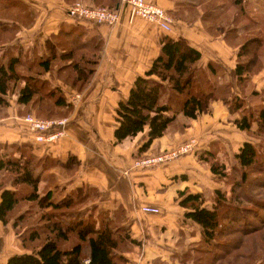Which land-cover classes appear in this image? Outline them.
I'll use <instances>...</instances> for the list:
<instances>
[{"label": "crops", "instance_id": "crops-1", "mask_svg": "<svg viewBox=\"0 0 264 264\" xmlns=\"http://www.w3.org/2000/svg\"><path fill=\"white\" fill-rule=\"evenodd\" d=\"M73 0H0V18L17 23L16 36L0 41L1 52L13 49L24 60L33 61L51 54L49 41L57 50H66L61 40H69L71 32L81 30L84 39L94 42L95 34L103 39L95 70L82 89L73 85L69 69H59L72 59L55 55L51 69H29L21 64L22 72L48 82L57 88L68 101L55 104V113L48 116L65 120L59 126L65 133L55 141H38L25 116L38 114L32 104L17 101L19 90L9 94V104L0 107V157L5 153L21 156L22 152L45 159L40 173L39 192L51 190L56 198L80 190L81 194L94 196L87 206L105 209L118 214L115 225L129 234L117 249L125 257L123 264H182L187 252L195 253L205 240L201 223L187 216L192 202L182 200L191 193L201 194V206L213 208L217 189H224L226 181L220 172L212 169L211 160L230 166L235 154L245 141L255 139L235 122L241 110L231 112L228 104L217 98L211 109L196 117L177 111L176 118L161 136L144 145L150 137V127L133 136L117 140V109L121 100L129 97L138 75L144 74L161 50V38L184 36L202 52L198 64L207 68L208 63L217 67L219 84H230L227 95L237 92L245 98L249 108L255 102L264 104V55L244 88L238 85L236 65L238 51L248 35L263 30L261 25L249 31L242 19L234 32L225 34L218 30L212 18L205 13L210 5L199 0H152L169 10L174 18L171 30L165 31L157 23L141 17H130L123 6V16L116 25L97 23L73 17L68 7ZM100 5L115 6L122 0H88ZM254 7L260 21L264 18V0H242ZM15 8V14L4 9ZM207 8V9H206ZM260 14H259V13ZM8 13V14H7ZM256 18V19H258ZM229 23H226L228 26ZM64 30V31H63ZM63 32V33H62ZM75 32V34H76ZM75 36V35H74ZM69 42V41H68ZM70 43V42H69ZM8 61V57H5ZM36 63V62H35ZM67 76V77H66ZM70 77V78H69ZM253 91L259 95H252ZM182 95L166 92L162 100L177 110ZM167 113H171L168 111ZM45 116L46 115H39ZM55 126V127H59ZM258 129L253 121L251 130ZM195 137L196 150L174 160L147 168L135 166V159L144 154L157 153ZM74 158V166L70 161ZM6 168H0V200L4 188H15L12 178L4 181ZM144 204L160 207L159 212L142 209ZM25 210V209H24ZM21 210L20 212L24 211ZM0 219V264H7L14 253L30 251Z\"/></svg>", "mask_w": 264, "mask_h": 264}, {"label": "trees", "instance_id": "trees-1", "mask_svg": "<svg viewBox=\"0 0 264 264\" xmlns=\"http://www.w3.org/2000/svg\"><path fill=\"white\" fill-rule=\"evenodd\" d=\"M199 1L210 5L205 13L217 23V29L225 31V34L234 32L238 27L236 23L241 19L243 22L244 17L246 22L243 26L246 29L261 24L259 18L256 19L250 14L252 12H249L245 3H241L242 0ZM5 10L12 11L11 7ZM226 23L229 25L226 26ZM261 25L263 30L260 32L259 29L257 34L253 32L254 34L248 35L238 51L236 73L241 88L251 80L252 74L259 65L260 57L264 55V23ZM17 28L15 21L0 18V41H4L7 37L13 39ZM75 32H73L75 36L68 32L70 43L61 40V43L67 46L66 50H56L52 45L53 42L49 41L51 54L45 58L38 57V61L24 60L22 51L16 54L10 48L2 52L0 49V107L9 104V94L16 88L19 90L17 101L21 104L35 105L39 115L52 116L55 113L52 108L55 104L68 105V101L58 93L57 88H51L48 82L40 77L22 72L19 65L23 63L28 65L29 69L40 67L42 71L52 68L55 55L69 57L72 59L71 62L62 65L59 69H69L67 76L71 77L69 78L73 85L82 89L95 70L98 53L104 41L101 36L95 34L97 39L92 43L84 39L81 30L76 34ZM201 56L202 52L192 46L184 36L177 38L163 36L161 50L150 68L136 77L129 97L119 103L115 135L117 140H122L137 134L149 125L150 137L144 144L146 146L155 137L165 133L169 124L176 118L177 111L196 117L200 113L209 111L211 102L217 98H222L231 112L241 110L240 116L235 118L240 128L250 130L253 121L256 120L257 133L263 136L260 144L250 140L245 141L235 154V162L229 167L226 163L211 160L212 169L220 172L224 179L228 180L229 175L232 176L229 190H216L213 208L201 206L200 193H191L182 200L183 203L192 202V209L186 215L202 224L205 236L201 245L196 247L195 253L187 252L183 263L187 264L188 261L193 260V264H217L224 262L223 258L236 255L238 252L240 256H237L238 254L231 256L223 264H235V262L247 264L249 261H251L249 264H259L257 261L259 257H262L261 263L264 264V247L260 248V245H256L259 249L249 251L246 237L235 235L239 232L245 235L258 232L264 224V215L260 213V208H264V202L249 196V193L243 189L244 181L253 180L255 172L264 173V146L262 150L260 149V145L264 144V104L255 102L249 108L245 105V98L239 93L233 92L229 97L227 92L230 84H219L215 76L218 68L214 63L209 62L207 68L199 65ZM5 57H8V61H5ZM169 91L183 96L177 110H173L171 104L162 100L163 94ZM252 95H259V92L253 91ZM168 111L171 113H167ZM69 162L74 166L76 160L70 158ZM42 164L45 165V159L25 151L21 156L5 153L0 157V168L14 172L11 178L15 186V188H4L2 191L0 219L5 224L14 219V222L12 221L14 226L19 225L21 221L31 224L20 235L30 251L12 254L7 264H123L125 257L119 254L117 249L128 239L129 234L121 226L115 225L117 213L114 216V213L108 209L100 210L96 214L87 210H74L75 204L87 198L78 189L75 193L60 198L53 196L51 190L41 194L38 169ZM230 169H232L231 173ZM242 197L255 203L256 206L248 208V212L259 217L261 224L254 223V219H249L246 214L244 216L243 207L239 202H235L241 201ZM23 201H31L34 208L37 205L36 207L39 208L37 210L49 209L43 210L40 214L32 208L20 213L16 212ZM87 215L90 217L88 218Z\"/></svg>", "mask_w": 264, "mask_h": 264}, {"label": "built area", "instance_id": "built-area-1", "mask_svg": "<svg viewBox=\"0 0 264 264\" xmlns=\"http://www.w3.org/2000/svg\"><path fill=\"white\" fill-rule=\"evenodd\" d=\"M124 5L128 7L131 18L138 16L153 21L165 31L171 30L173 27L174 18L171 12L152 0H122L118 6H103L95 3H86L85 0H76L69 5L68 12L71 16L78 19L116 25L122 19ZM25 119L28 121L30 129L34 132L38 141L52 142L65 133L64 128L59 126L65 120L42 118L34 113H28ZM56 125L59 127H55ZM197 145V139L192 137L160 152L141 155L135 159L134 163L138 168L152 167L191 153L196 150ZM142 209L149 212L160 211V207L154 204H144Z\"/></svg>", "mask_w": 264, "mask_h": 264}, {"label": "rangeland", "instance_id": "rangeland-1", "mask_svg": "<svg viewBox=\"0 0 264 264\" xmlns=\"http://www.w3.org/2000/svg\"><path fill=\"white\" fill-rule=\"evenodd\" d=\"M76 0H73L72 1V3H74ZM85 2L86 3H94V2H91V1H88V0H85ZM96 4V3H95ZM98 5H100V4H98ZM103 6H109V5H103ZM11 12H16L15 10V8H11ZM248 10H249V12L251 11L252 13H250L251 15H253L254 16V18H258L259 16H258V14L256 15V13H255V9H254V7L253 6H251L250 5V3H249V5H248ZM259 13V12H258ZM8 14V13H7ZM260 14V13H259ZM258 16V17H257ZM260 22H263L264 23V19H263V21H260ZM249 31H252V33L255 31V27H252V29H250ZM10 39H12V38H10V37H7L5 40L6 41H8V40H10ZM11 96H13V94H11ZM37 115V114H36ZM37 116H39V115H37ZM39 117H42V118H50V117H45V116H39ZM258 130V129H257ZM248 133L250 134V135H252L255 139H253L254 140V142L255 143H258V144H260L262 141V135H260L259 133H257V131L256 130H251L250 129V131H248ZM263 146H264V144L263 145H260V149L262 150V148H263ZM11 153H12V155L13 156H16V155H14V150H11ZM235 161H232L231 162V164H230V166L234 163ZM229 172L231 173L232 172V169H230L229 170ZM262 173V172H261ZM259 173V172H255V177L253 178V180H248V181H244V184H243V189H244V191L245 192H248L249 193V196H251V197H254L255 199H257V200H262V202H264V173ZM12 175H14V172H10V171H7L6 170V173H5V175H4V181H6V180H8L9 178H11V176ZM254 175V174H253ZM232 176L231 175H229V179H231V181L228 179H224L225 181H226V184L224 185V189H227V190H229L230 189V187H231V183H232V178H231ZM229 196H231V195H229ZM87 199V198H86ZM94 199V196L92 195H88V204H89V201H91V200H93ZM233 201H235V199L233 200ZM87 202H85L84 200H83V202H79V203H77V204H75L74 206H73V208H74V210H87V211H89V212H93V213H97L98 212V209L97 208H93V207H90V206H88V207H86L87 206ZM235 202H239V204H241V206L243 207V209H244V212H243V214H244V216H245V214H246V216L249 218V219H254L253 221H254V223H259V222H261V219L259 218V217H257L255 214H253V213H251V212H248V208H251V206H256L255 205V203L253 204V203H251V201L249 200V199H247V198H245V197H242L241 198V201H238V200H236ZM31 201H23L20 205H19V207L17 208V211L16 212H18V213H20V211L21 210H24V209H35V210H37V209H39L38 207H36L35 206V208L33 207V205H31ZM35 204V203H34ZM103 209L102 210H105V208L104 207H102ZM49 208H43V209H41V210H37V213L38 214H40V213H42V211L43 210H48ZM46 212V211H45ZM18 213L15 215V217L18 215ZM93 213H90V214H93ZM260 213L261 214H263L264 215V208H260ZM94 215V214H93ZM117 216H118V214H117ZM38 217V216H37ZM87 217L89 218L90 216L89 215H87ZM97 218H99V216H97ZM13 222H14V219L12 220ZM9 222L8 223V226H7V228L12 232V235L15 237V238H18V239H20L21 241H22V238H21V232L28 226V225H31L30 223H25V222H23V221H21V223L19 224V225H16V226H14L13 225V222ZM34 221V220H33ZM244 220L242 219L241 220V222H243ZM259 224H261V223H259ZM263 224V223H262ZM1 234H3V232H1L0 231V237H1ZM235 235L236 236H245L246 237V240L245 241H247L248 242V249H249V251L250 250H252V249H255V250H257V249H259L258 248V246L256 247V245H260V248H262V247H264V241H263V239H264V224L263 225H261V228H260V231H258V232H254V233H248V234H244V233H235ZM237 237V238H238ZM263 237V238H262ZM257 242V243H256ZM22 243H23V241H22ZM259 243V244H258ZM24 244V243H23ZM264 251V250H263ZM237 254H238V252H237ZM236 254V255H237ZM254 254H255V252H254ZM260 255H261V252L259 253ZM236 255H229V257L228 258H223L224 259V262H226V261H228L229 260V258L231 257V256H236ZM237 256H240L239 254L237 255ZM237 258V257H236ZM232 260H233V257H232ZM245 260V259H244ZM262 260V257L260 258H258V262H259V264H263V263H261V262H263V261H261ZM218 262V261H217ZM223 261H221V262H218L217 264H223L224 263ZM245 262H247L246 260H245ZM194 263V261L192 260V261H188V263L187 264H193ZM237 262H235V264H236ZM249 263H251V261H249ZM249 263H247V264H249ZM182 264H184L183 262H182Z\"/></svg>", "mask_w": 264, "mask_h": 264}]
</instances>
